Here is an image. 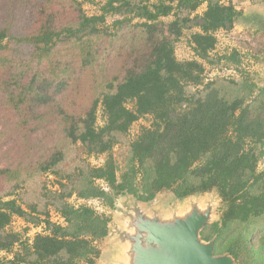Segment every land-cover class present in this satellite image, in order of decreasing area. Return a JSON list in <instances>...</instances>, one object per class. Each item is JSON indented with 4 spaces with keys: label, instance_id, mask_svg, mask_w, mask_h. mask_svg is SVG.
Wrapping results in <instances>:
<instances>
[{
    "label": "trees",
    "instance_id": "1",
    "mask_svg": "<svg viewBox=\"0 0 264 264\" xmlns=\"http://www.w3.org/2000/svg\"><path fill=\"white\" fill-rule=\"evenodd\" d=\"M33 1L0 0V94L25 127L55 126L59 140L29 168L0 169V251L12 255L0 264H96L110 216L71 205L73 195L112 209L125 194L147 202L163 191L184 199L213 190L224 208L203 239L217 238L215 255L264 264V89L245 72L204 76V63L241 71V51L212 55L216 34L233 31L242 14L234 0H105L91 16L79 0ZM21 7H31L32 23L20 32ZM193 30L196 59L179 61L176 46ZM108 56L121 61L118 73ZM76 75L75 95L65 99ZM142 119L151 125L130 139ZM87 157L105 160L92 166ZM48 172L60 178L58 192H45ZM49 207L64 225L48 218ZM14 217L45 224L46 233L28 244L9 230Z\"/></svg>",
    "mask_w": 264,
    "mask_h": 264
},
{
    "label": "rangeland",
    "instance_id": "2",
    "mask_svg": "<svg viewBox=\"0 0 264 264\" xmlns=\"http://www.w3.org/2000/svg\"><path fill=\"white\" fill-rule=\"evenodd\" d=\"M83 3V9L88 15H94L99 12V5L104 3L105 0H79ZM30 3H34L33 0H29ZM234 3L239 11L243 14L252 10L255 7H261L259 0H234ZM207 8V5H202L197 13L202 15ZM31 7H21L19 9L20 15L17 16V31H22L27 28L32 22L31 17L28 15ZM62 15L65 16L67 11L62 9ZM172 18L165 19L169 21ZM114 19H109L108 25L113 30L112 24ZM197 32V30L189 31L183 37V39L176 46V57L179 61L195 60V55L190 45L191 35ZM216 34L217 36V47L212 53L213 56H222L224 54L232 52L237 49L243 53V65L240 67V72H235L230 68L220 65H209L204 63L205 66V82L225 78V79H236L241 77V73L249 75L254 83L263 81L262 74L264 73V34L260 31H255L250 26H246L243 22H237L233 31ZM109 59V72L118 73L121 65V61H116L114 56H108ZM235 76V77H234ZM239 77V78H237ZM79 75L72 79L71 87L65 88L63 96L65 99H72L75 95ZM7 80V79H5ZM73 85V86H72ZM77 97V96H76ZM75 97V98H76ZM5 98L0 94V169L1 168H29L36 164L39 160L47 155L52 146H54L59 140V131L55 126L42 125L36 127L35 124L28 125L25 127V117H20L14 114L12 111L6 109ZM99 123L103 124L101 114L99 116ZM151 125L150 119H142L132 127L130 131V139L135 138L143 127H149ZM34 128L37 131L31 132ZM115 155L118 156L121 149L117 147L115 149ZM263 156V155H262ZM86 158V157H84ZM262 158V157H261ZM260 158V159H261ZM88 162L92 166H101L104 163V157H87ZM261 171V168H258ZM60 178L56 175L48 172L43 175V182L45 183V192H58L60 190ZM65 182V181H63ZM102 184L101 182H99ZM7 190L5 184L0 180V195L5 193ZM25 191H18V194L24 193ZM2 196V195H1ZM16 197V196H14ZM162 202L169 203L172 197L171 192H164L161 195ZM17 198V197H16ZM7 200V199H6ZM68 202L79 207L81 205L91 206L101 213H107L111 216V210L101 206V201H85L78 199L77 196L73 195L68 199ZM26 209V205H24ZM51 221H57V212L54 208H48ZM42 219L46 217L41 216ZM45 224H31L27 223L21 218L14 217L9 230L21 235V240L31 244L34 237L38 234H45ZM261 229H258L255 233V237L251 242L254 246H258L261 239ZM100 249L102 244L101 241L97 243ZM20 248L19 245L15 247V251ZM218 255H221L222 251H219ZM102 257V256H101ZM12 258L11 254L0 251V259Z\"/></svg>",
    "mask_w": 264,
    "mask_h": 264
},
{
    "label": "water",
    "instance_id": "3",
    "mask_svg": "<svg viewBox=\"0 0 264 264\" xmlns=\"http://www.w3.org/2000/svg\"><path fill=\"white\" fill-rule=\"evenodd\" d=\"M259 2L261 7L237 22L264 34V0ZM262 78L255 83L258 91L264 89V73ZM259 167L264 172V153ZM164 192L170 191L147 202L130 194L115 200L96 264H238L229 253L215 255L216 237H202L207 226L221 222L224 205L216 190L184 199L171 192L169 203L162 202Z\"/></svg>",
    "mask_w": 264,
    "mask_h": 264
},
{
    "label": "built area",
    "instance_id": "4",
    "mask_svg": "<svg viewBox=\"0 0 264 264\" xmlns=\"http://www.w3.org/2000/svg\"><path fill=\"white\" fill-rule=\"evenodd\" d=\"M220 33H222V32H219L218 34H220ZM208 81V80H207ZM57 216V221L56 222H53V223H56V224H59V225H64L65 224V221H64V219L59 215V214H57L56 215Z\"/></svg>",
    "mask_w": 264,
    "mask_h": 264
},
{
    "label": "flooded vegetation",
    "instance_id": "5",
    "mask_svg": "<svg viewBox=\"0 0 264 264\" xmlns=\"http://www.w3.org/2000/svg\"><path fill=\"white\" fill-rule=\"evenodd\" d=\"M262 156L260 155V158H261ZM107 210H109L110 211V209L109 208H106ZM107 214V213H106Z\"/></svg>",
    "mask_w": 264,
    "mask_h": 264
}]
</instances>
